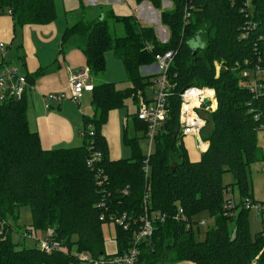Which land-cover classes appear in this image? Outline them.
Listing matches in <instances>:
<instances>
[{"label": "trees", "instance_id": "16d2710c", "mask_svg": "<svg viewBox=\"0 0 264 264\" xmlns=\"http://www.w3.org/2000/svg\"><path fill=\"white\" fill-rule=\"evenodd\" d=\"M143 1L159 10L160 22L169 32L167 43L162 44L153 27L142 26L134 14L121 15L100 4L91 7L98 10L93 16L83 0L66 12L59 52L80 48L86 67L99 77L106 70L105 51L111 50L131 83L125 89L116 88L110 81L93 85V114L83 118L81 145L43 149L37 133L27 126L24 96L0 107V264H82L71 252L72 247L94 258L121 254L144 212L147 186L153 230L138 245L135 264H251L263 247L264 232L251 238L250 209L242 203L246 198L253 200L246 168L264 161V146L258 143V135L264 130V0H247L248 8L242 12L246 0H168L171 9L162 8V0L134 3ZM8 9L14 24H44L56 17L54 0H0V15ZM116 24L122 33L112 28ZM245 27L247 35L242 37ZM165 51L173 52L166 73L172 88L166 122L155 135L153 151L148 156L143 154L139 137H126L131 157L110 159L100 127L111 109L150 83V77L141 76L139 70ZM214 62L220 65L217 75ZM3 63L0 61V66ZM245 70L249 76L242 75ZM255 70L262 76V84L253 92L251 75ZM26 79L29 82L27 75ZM190 85L212 88L216 99L215 110L205 116L208 146L198 160L189 159L177 121L180 91ZM135 121L142 125L138 128L147 138V125L137 115ZM94 153L99 156L88 164ZM226 171L235 178L239 190L235 209H241L238 213L234 209L233 216L224 214L226 191H233L223 183ZM96 178L104 179V183H97ZM24 204L30 207L33 220L22 232L10 220H17V209ZM178 206L183 211L175 219ZM204 212L215 223L199 241L193 228L200 227L199 220L194 217ZM123 213L137 222L128 229L115 223L118 252L107 254L101 227L110 220L108 216ZM155 213L164 218H154ZM228 221L234 223L231 233ZM51 228V238L64 246L51 253L11 240L14 229L27 237ZM256 264H264V254Z\"/></svg>", "mask_w": 264, "mask_h": 264}, {"label": "crops", "instance_id": "0c3cea01", "mask_svg": "<svg viewBox=\"0 0 264 264\" xmlns=\"http://www.w3.org/2000/svg\"><path fill=\"white\" fill-rule=\"evenodd\" d=\"M98 1L84 0L85 3L100 4L101 1ZM111 1L120 4L126 0ZM54 2L56 17L44 24H14L9 14L0 15V43H4L3 54L0 49V61H4L10 67H18L27 75L29 86L24 95L27 126L30 131L37 133L41 147L46 150L81 145L83 143L81 134L84 125L83 118L93 114L90 90L82 92L78 102L68 99L57 102L50 97L63 90H68L67 81L70 74L87 68L85 55L80 48L73 46L59 52L60 37L65 28L57 23L60 13L63 15V12L57 6L56 0ZM110 4L107 3V5ZM169 5L171 6V2ZM72 9L64 8V11L66 13ZM152 11L159 14L158 9L153 8L148 1H143L140 6L134 4L132 14L138 16L140 12L141 16L145 12L146 17L143 18L148 21L150 17H153L151 16ZM89 80L93 84L104 82L94 77L91 72ZM103 80L107 81V79ZM137 110L136 101L132 96L127 98L123 105L108 112L99 132L106 140L110 159L129 157L130 149L125 139L126 137L137 138L135 134L128 135L130 123L133 131H140L138 122L135 121ZM184 140L190 144V148L186 147ZM182 143L187 149L190 160L200 158L202 153L196 148L195 136L183 137ZM258 143L260 146L264 145V130H261L258 135ZM177 264L193 263L180 261Z\"/></svg>", "mask_w": 264, "mask_h": 264}, {"label": "built area", "instance_id": "2783aa9c", "mask_svg": "<svg viewBox=\"0 0 264 264\" xmlns=\"http://www.w3.org/2000/svg\"><path fill=\"white\" fill-rule=\"evenodd\" d=\"M96 4V3H95ZM138 4V6H140ZM244 7L241 9L244 11L245 7L248 8L247 0L242 4ZM8 14L10 10H6ZM155 12V11H152ZM138 16H140V12H138ZM156 18L150 17V20L155 21ZM155 22H160L159 17ZM161 30L158 33V40L164 44L169 40V32L165 25L160 22ZM242 37L246 36V27L242 31ZM157 36V34H156ZM0 49L3 54L4 43H0ZM173 58L172 51H165L164 53H159L155 55L154 60L150 64H145L139 70L141 76H154V84H156L155 88H152L151 95H145L143 100L140 102L137 110V118L144 122L147 125V141H148V152L147 156L151 154L152 147L154 145V139L157 132L161 129V126L166 122V118L168 115V107H167V98L171 95L170 89L172 85L168 82L166 78V73L170 67V63ZM215 63L216 75L220 68L219 63ZM243 76H249V71L245 70L242 72ZM252 76V84L250 90L256 92L257 88L262 84V76L259 75L258 70L253 72ZM90 78V70L89 67L83 68L80 71L74 72L68 77V90H63L58 92L52 96V99H55L57 102H61V100H72L74 102H78L80 95L84 91H89L93 87L92 81ZM29 83L27 82L25 73L20 70L18 67H10L3 63L0 66V107L9 101H16L21 99L26 92ZM139 92V91H138ZM137 92V94H138ZM140 95V94H139ZM179 111L177 116V121L179 122V131L182 137L195 136L196 138V148L204 153L208 146V141L203 140L201 137V133L207 125V120L205 118L206 114L212 112L216 108V99H215V91L206 86H198V85H190L185 89L180 91L179 94ZM204 104V106H203ZM48 105V104H47ZM93 132L90 131L89 135ZM264 146V145H263ZM99 156L98 153L92 154L91 159L88 160V164L93 159H96ZM147 171V167H146ZM262 171H264V165L262 166ZM97 179V178H96ZM97 183H104V179H97ZM126 191V190H124ZM149 187H146V191L143 196V206L144 212L138 218L139 225L132 230L131 240L129 241L128 246L123 250L121 254L117 255H99L97 257H93L91 253L86 251H73L71 252L77 254V259L82 264H135L137 260V256L139 254L138 245L148 239L151 236V232L153 230V218L152 215L148 214V204L147 201L150 198ZM232 193L227 189V194ZM233 200V193L230 198H226L224 201V209L225 215L233 216L235 205ZM246 209H254L256 213L260 216L262 221V232H264V203H258L251 198H246L243 203ZM102 206L103 203H100ZM183 209L181 206H178V213L175 216V219H179L180 214ZM156 214V213H155ZM153 215L154 218L163 219V216H160L159 213ZM115 216V215H114ZM112 215L108 216L110 221L113 223H117L120 226H123L124 229H128L131 224L135 221L130 220L125 213L121 216L114 217ZM104 214L100 215V219L103 220ZM137 222V221H136ZM135 222V224H136ZM199 226H205V220H199ZM53 233L52 228L47 229L44 232H41V235L36 237L35 235H28L34 239H36L37 246L44 250L46 253H51L52 250H59L64 248L60 241L57 239L51 238ZM27 236V235H26ZM264 254V245L261 250L254 256L251 264H256L257 258Z\"/></svg>", "mask_w": 264, "mask_h": 264}, {"label": "rangeland", "instance_id": "374dc122", "mask_svg": "<svg viewBox=\"0 0 264 264\" xmlns=\"http://www.w3.org/2000/svg\"><path fill=\"white\" fill-rule=\"evenodd\" d=\"M84 1V0H83ZM87 1V0H85ZM101 1L100 4L104 5L105 7H109L111 8V10H113L116 13H119L121 15H129L132 14L134 12V0H126L125 2H121L120 4L114 3V1L111 0H99ZM98 1V2H99ZM103 1V2H102ZM168 3H167V2ZM57 2V6H59V9L61 8V11L63 12L60 13V17L57 20V23L60 24V26H62V28H65V19H64V8L68 9V8H77L79 6V0H56ZM110 2H112L110 4ZM88 2H86L85 4H87ZM107 3H109L110 5H107ZM114 3V4H113ZM170 1L168 0H162L161 2V6L162 8H166V9H171V6L169 5ZM100 4L96 3V4H90L88 3L87 5L90 6V10H92L94 8H97L96 6H99ZM97 11H90L91 15H95ZM145 12H143L141 14V16H136L135 19L142 25V26H150L153 27V29L155 30V33L158 36L159 31L161 30V28L163 26H161L160 22H155L157 21V17H158V13L153 12L151 14V16H153L155 19V21L153 20H148L146 21L143 17H146ZM65 17H66V13H65ZM114 30H116V32L122 33V28L119 24H116V27H112ZM201 40L204 41L205 40V35L201 34ZM192 43V42H190ZM105 59H106V70L105 73H103L102 75H100L98 78L101 82H105L106 80L103 79H107V81L113 82L115 83L116 88L119 89H125V88H130L131 87V83L127 80L126 78V73H125V69L124 66L122 65L121 61L118 60L117 58L114 57L113 52H111V50H106L105 51ZM154 76H151L149 79L151 80L150 83L149 81L146 82V85L143 86V89L140 90L138 92V94H135L133 97L136 101V105L137 108L140 104V102L143 100L145 95H151V91L152 88H155L156 84H154ZM100 83V82H99ZM149 83V84H148ZM146 87V88H145ZM140 94V95H139ZM132 97V96H131ZM72 101V100H70ZM74 102V101H72ZM139 109V108H138ZM138 127H142V125L140 123H138ZM208 126H206L203 130V132L201 133V137L204 140V138L206 137V133L208 131L207 129ZM139 130V129H137ZM135 134V136L139 137L138 139V145H139V149L143 154H147L148 150V141L147 138H145L144 133L140 130V131H133L132 130V125L130 123L129 125V130H128V135L133 136ZM185 144L186 141L184 140ZM187 148H190V144L186 145ZM154 148V145L152 147V149ZM129 157H131L130 151H129ZM127 156V157H128ZM128 157V158H129ZM264 165V161L262 162H256V163H251L250 165H248V167L246 168L245 174L247 175L248 178V186H249V190L250 193H252L253 195V200L258 202V203H264V173H261L262 170V166ZM222 179H223V183L226 185H229V187L233 190V200H234V204H238L239 205V190L237 188L236 185V181L235 178H233V176H231L230 172H224L222 174ZM230 196H232V193L227 194L226 198H230ZM241 209V207H238V209L236 210V213L239 212V210ZM18 212V218L17 220L14 222L12 220H10V222H12L13 225H16L18 227H16L17 229H22V232L25 230V228L32 226V211L30 209V207L26 204L18 207L17 209ZM247 218H248V224H249V232H250V236L252 239H254L257 235V233H259L262 229V221L260 216L256 213V211L254 209H250L249 212H247ZM195 220H205L206 221V225L205 226H200L199 228L196 227L195 225L193 226L194 228V234H195V238L196 240L202 241L205 239L206 237V231L208 230V228H211L214 223H215V219H213L212 217L209 216L208 213L204 212V213H200L198 215H196L194 217ZM228 225V230L231 233L233 228H234V223L233 221H228L227 222ZM15 228V229H16ZM13 230L11 233V240H13L14 243H18V245H25L28 247H32V246H36V239L30 237L27 235V237H24L22 235V233L17 232V230ZM102 230V237H103V245H104V251H106L107 254H114L117 251V243H116V237H115V223H113L112 221H108L107 223H104L101 227ZM38 236H40L39 231L37 232ZM36 234V237H37ZM72 250L75 251V247H72ZM172 252V251H169ZM169 256L172 255V253H168ZM85 264V263H83Z\"/></svg>", "mask_w": 264, "mask_h": 264}, {"label": "water", "instance_id": "95a60500", "mask_svg": "<svg viewBox=\"0 0 264 264\" xmlns=\"http://www.w3.org/2000/svg\"><path fill=\"white\" fill-rule=\"evenodd\" d=\"M203 106H204V104H203Z\"/></svg>", "mask_w": 264, "mask_h": 264}]
</instances>
